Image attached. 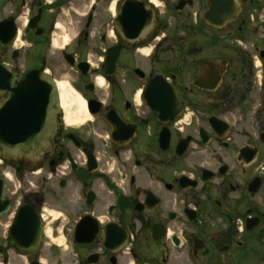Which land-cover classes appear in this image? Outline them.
<instances>
[{
    "label": "flooded vegetation",
    "instance_id": "obj_1",
    "mask_svg": "<svg viewBox=\"0 0 264 264\" xmlns=\"http://www.w3.org/2000/svg\"><path fill=\"white\" fill-rule=\"evenodd\" d=\"M210 1L0 0V65L75 98L0 156V264H264V0Z\"/></svg>",
    "mask_w": 264,
    "mask_h": 264
},
{
    "label": "water",
    "instance_id": "obj_2",
    "mask_svg": "<svg viewBox=\"0 0 264 264\" xmlns=\"http://www.w3.org/2000/svg\"><path fill=\"white\" fill-rule=\"evenodd\" d=\"M212 4L208 0L211 9ZM18 78L17 72L0 65V155L14 160L49 155L60 138L54 82L38 70Z\"/></svg>",
    "mask_w": 264,
    "mask_h": 264
},
{
    "label": "bare ground",
    "instance_id": "obj_3",
    "mask_svg": "<svg viewBox=\"0 0 264 264\" xmlns=\"http://www.w3.org/2000/svg\"><path fill=\"white\" fill-rule=\"evenodd\" d=\"M58 87H60L62 89V93H63V96H64V100H65V103L68 105V110H69L70 109L69 103H71L72 101H74L75 98L68 92V90L66 88L67 85L60 84V85H58Z\"/></svg>",
    "mask_w": 264,
    "mask_h": 264
}]
</instances>
